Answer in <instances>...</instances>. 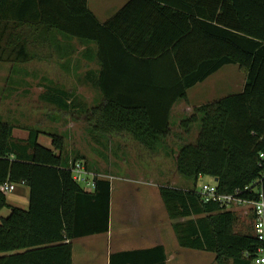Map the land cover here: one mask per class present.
I'll list each match as a JSON object with an SVG mask.
<instances>
[{
	"label": "trees",
	"instance_id": "obj_1",
	"mask_svg": "<svg viewBox=\"0 0 264 264\" xmlns=\"http://www.w3.org/2000/svg\"><path fill=\"white\" fill-rule=\"evenodd\" d=\"M57 35L97 47L100 68L89 75L98 74L100 95L86 107L74 91L49 86L43 100L86 114L103 145L130 135L160 153L172 135V109L191 88L226 65L247 74L243 92L196 108L180 124L186 135L200 125L176 157L177 173L195 187L160 192L180 246L214 253L218 264H255V232L237 231L236 214L204 201L197 183L218 179L219 193L247 201L259 199L256 188L264 193V0H130L106 23L89 0H0V62L48 61ZM15 128L0 119V186L24 183L30 199L27 210L14 207L0 188V213L10 209L0 224V264H73L74 240L110 231L112 184L96 177L84 189L74 179L71 165L84 156L66 153L67 135L50 134V149L39 129L28 127L22 140ZM110 264H166V252H118Z\"/></svg>",
	"mask_w": 264,
	"mask_h": 264
},
{
	"label": "rangeland",
	"instance_id": "obj_2",
	"mask_svg": "<svg viewBox=\"0 0 264 264\" xmlns=\"http://www.w3.org/2000/svg\"><path fill=\"white\" fill-rule=\"evenodd\" d=\"M126 1L128 0H91L90 6L91 10L96 11L99 19L102 20L112 15ZM68 62L70 61L68 60ZM58 64L55 57L46 62L44 61V63H40V61L28 62L22 68L29 70L28 73L31 76L25 77L20 71L10 73L11 64L0 62V119L33 127L40 131L46 129L51 133L67 135L65 139L66 153H71L73 156L75 153L83 155L84 159L81 161L89 163L93 171L98 170L102 175L101 177L103 175L104 177L109 176L108 178L113 180L114 185L126 181L128 183L130 179L138 178L145 179L148 182L155 181L160 185L195 187L194 180L186 179L177 173L175 157L167 155L168 153L172 155L175 151L174 148L177 147L178 150L182 144L180 143L181 140L178 139V133L181 129L176 126L175 118L171 119L174 136L169 141V146H172L170 150L151 153L135 140L136 145L125 142L127 143L126 147L116 145L110 147L109 145L110 148L108 149L106 144L103 145L99 142L88 130L89 123L83 120V115L68 113L55 104L43 100L44 95L47 94V87L40 85L42 83L40 79L44 74L58 82L59 87H64L65 91H74L77 94V101H80L86 107L93 106L100 95L98 88L84 84L82 78L66 77ZM39 69H42V71H39ZM239 73V68L235 65L223 67L207 80L189 90L188 96L190 99L188 104L201 106L229 95L239 94L241 92L239 83L241 75ZM9 74L11 75L10 78ZM72 104L77 105L78 103L74 102ZM192 112L188 111V114L191 115ZM78 116L80 118H77ZM199 129L200 125L197 124L192 133L186 136L187 143L196 141ZM47 140L51 141V138H43V141L47 142ZM91 169L88 170L94 173ZM123 178L124 182H122ZM213 180L215 179L209 176L200 178L197 189L199 190L203 183H212ZM78 182L85 188L84 182ZM141 188L144 189L142 186ZM120 190L121 188H116V191L119 192ZM15 194L16 191L13 194L8 193L7 197L11 199ZM17 207L21 208V206ZM227 208L232 210L238 218L237 231L254 234L255 218L251 210L252 204L238 200ZM8 213L9 211L6 208L1 215L7 216Z\"/></svg>",
	"mask_w": 264,
	"mask_h": 264
},
{
	"label": "crops",
	"instance_id": "obj_3",
	"mask_svg": "<svg viewBox=\"0 0 264 264\" xmlns=\"http://www.w3.org/2000/svg\"><path fill=\"white\" fill-rule=\"evenodd\" d=\"M129 1L130 0L122 3L119 9L114 11L112 15L102 20L99 19L96 11L92 12L97 16L101 23H106L117 15ZM90 4L91 0H89V8L91 10ZM56 38L57 43L51 50V54L56 58V61H58V67L62 69L65 76H71L75 79L76 77L79 79L82 78L84 84L95 87L97 82L96 76L98 74H95L93 77H90L89 74L91 71L96 72L100 68L96 59L97 47L94 44H88L81 41L78 42V39H70L61 35H57ZM68 60L70 62H68ZM40 63H44V61H40ZM10 64V73L16 70L17 72L20 71V73L24 74L25 77L31 76V74L28 73L29 70L22 68L25 64ZM235 66H237L240 71L239 74L241 75V80L239 83L241 85V92H243L247 84V74L240 69L239 65ZM39 71H42V69H39ZM10 77L11 75L9 74V78ZM40 80H42V83L40 84L41 86H60L58 82H55L53 78H48L46 74H44ZM189 99L190 97L188 96V99L177 101L172 109L170 122L171 119L175 118V124L179 129H181V122L189 116L188 111H193V114L195 109L200 107V105H189ZM79 115H83V120L87 122L86 114L79 113ZM77 118L80 117L78 116ZM171 129L172 137L174 136L172 123ZM88 130L90 131V126H88ZM41 132L42 134L40 135L39 142L42 145L45 144V147L52 149V139L51 141L47 140V142L43 141L44 137L51 138L50 134L52 133L46 131V129H42ZM178 134V139L181 140L180 143L186 142V136L188 135H186L182 129ZM14 137L22 140L28 139V126L16 124ZM171 137L164 140L163 147H160L161 152H165L167 149L170 150L172 147L169 146ZM125 142H130L136 145L134 139L130 135L113 136L104 141L108 149L111 145L126 147L127 143ZM176 148H174L175 151L172 155H170L171 153L167 154L175 157V160L178 151ZM88 167L89 169L92 168L90 164H88ZM93 172L97 174L99 178L109 180L112 184L110 231L105 234H98L74 240L73 264H110L111 256L114 253L146 250L158 246H163L165 249L166 264H218L214 253L188 249L180 246L160 192V187L163 185H160L155 181L148 182L145 179L138 178L130 179L128 183H126L127 181L124 182L123 178L122 182L124 183L114 185L113 180L108 178L109 176L104 177L103 175V177H101L102 175H100V172ZM141 186L144 187V189H142ZM177 187L190 189L188 186ZM116 188H121V190L118 192L116 191ZM15 191V196L11 197V199L8 197V203L14 207L21 206L22 209L27 210L29 208L30 199L29 188L26 185L21 184L18 185ZM8 211L9 215L10 209H8ZM1 213L0 224L2 218L8 216H2Z\"/></svg>",
	"mask_w": 264,
	"mask_h": 264
},
{
	"label": "built area",
	"instance_id": "obj_4",
	"mask_svg": "<svg viewBox=\"0 0 264 264\" xmlns=\"http://www.w3.org/2000/svg\"><path fill=\"white\" fill-rule=\"evenodd\" d=\"M261 164L264 166V153L260 154ZM71 172L73 173L74 179L85 183L84 189H92L95 187V178L99 177L97 174L90 172L87 168V164L84 161H75L71 165ZM260 181H264V173ZM79 183V182H78ZM24 185V183H22ZM18 185L15 183L6 182L0 186L1 190L10 194L17 189ZM249 189V187L247 188ZM259 191V199L256 201L241 200L237 195L221 194L218 191L216 180L212 183H203L199 189V193L202 195L204 201H216L221 206L228 207L236 201L252 204V213L255 217V234L258 237L260 245L258 247L256 257L254 259L255 264H264V193L261 189L256 188ZM238 194V193H236Z\"/></svg>",
	"mask_w": 264,
	"mask_h": 264
},
{
	"label": "water",
	"instance_id": "obj_5",
	"mask_svg": "<svg viewBox=\"0 0 264 264\" xmlns=\"http://www.w3.org/2000/svg\"><path fill=\"white\" fill-rule=\"evenodd\" d=\"M218 181V179H216V182Z\"/></svg>",
	"mask_w": 264,
	"mask_h": 264
}]
</instances>
